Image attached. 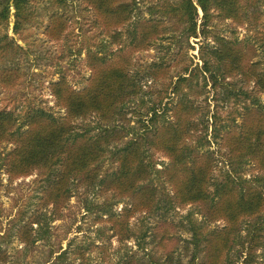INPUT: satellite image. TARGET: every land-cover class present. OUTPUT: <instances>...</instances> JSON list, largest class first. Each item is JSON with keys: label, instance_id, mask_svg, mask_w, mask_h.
Returning <instances> with one entry per match:
<instances>
[{"label": "rangeland", "instance_id": "374dc122", "mask_svg": "<svg viewBox=\"0 0 264 264\" xmlns=\"http://www.w3.org/2000/svg\"><path fill=\"white\" fill-rule=\"evenodd\" d=\"M178 1L137 0L136 21L156 22L160 31L147 48L137 50L129 46L127 36L121 44L115 42L84 0H32L29 21L19 34L13 30L14 17L9 29L0 30V36L7 34L15 42L13 49L0 56V110L16 111L17 126H23V132L29 130L26 115L30 109L43 108L58 119L71 121L67 108L53 94L52 85L64 80L74 91L81 92L89 87L92 78L89 59L92 53L107 59L122 54L127 63H132L133 73L142 78L141 92L130 96L113 121L104 123L93 116L74 120L81 129L90 126L94 134L108 130L115 137L109 151L95 166L101 179L118 168L113 152L143 134L152 138L163 126L175 123L174 108L185 97L188 103L198 107L193 122L204 128V120H207V129H199L194 141L189 143L190 155H213L217 165L213 178L221 181L223 168L228 163L229 138L259 123L252 121L254 117H245V105L251 102L233 96L228 98L226 88L251 87V90L255 84H248L241 77H230L222 80L228 86L215 89L205 80L208 75L204 73L189 77L185 70L192 68L191 64L193 68L202 67L201 46L211 43L212 38L208 41L201 35L188 38L185 25L156 11L167 2L173 5ZM242 9V21L217 18L210 29L227 39L238 38L248 43V47L255 50L254 54H249L250 59L262 62L264 67V0H244ZM202 17L200 11V28ZM155 62H164L170 68L150 77V65ZM180 76L189 81L183 84V93L179 95L174 87ZM253 95L264 104V94L254 92ZM152 107L163 116L145 133L144 123L147 124L148 119L144 115ZM213 115L217 116V123ZM205 135L204 144L198 142L199 137ZM16 148L12 140L0 145V264H204L207 262L206 242L203 251L197 253L191 244L192 224L202 228L201 233L206 238L233 225L217 217L219 201H212V195L208 203L183 206L175 202L174 188L164 173L153 172L144 185L156 189L159 209L135 211L128 221L130 236L120 233V237L109 214L127 216V210L132 208L131 196L107 190V186L96 181L89 185L78 178L71 182L67 201L53 203L49 191L57 172L49 174L35 169L14 176L7 166V156ZM151 151L156 169L164 172L170 159L162 152ZM240 173L249 182L254 177L263 178L260 184L264 188V171L257 169L253 162L248 161ZM258 187L260 189V185ZM214 191L211 187L210 193ZM244 220L239 219L237 223L245 248L239 245L232 253L238 264H243L247 258L251 245L248 243H252L253 226L257 223V218ZM262 220L259 223H264ZM259 235L261 239L254 243V264H264V231ZM29 239L31 242L27 243ZM238 251L241 253L236 254Z\"/></svg>", "mask_w": 264, "mask_h": 264}, {"label": "trees", "instance_id": "16d2710c", "mask_svg": "<svg viewBox=\"0 0 264 264\" xmlns=\"http://www.w3.org/2000/svg\"><path fill=\"white\" fill-rule=\"evenodd\" d=\"M31 1L0 0V30L9 29L14 17L13 30L19 34L24 24L29 21ZM243 1L180 0L173 5L167 2L160 11L156 9L163 16L174 18L185 25L188 38H197L199 35L205 41L212 38L211 43H203L201 46L202 67L196 65L193 68L194 65L191 64L192 68L185 70L189 77L194 78L198 73H204L208 75L205 80H209L215 89L228 86L225 82L222 83V80L230 77H241L246 83L255 84L251 90H249L251 87L226 88L228 98L233 96L238 100L251 102L250 105H245L247 113L245 117L251 119L254 117L252 121L259 123L229 138V152L226 155L228 163L223 168L221 181H215L213 178L214 167L217 166L213 155H190L189 143L194 141V134L203 127L200 123L193 122L198 114V107L194 103H188L185 97L180 99L174 108L175 123L163 126L152 138H148V134H143L139 139L113 152L118 168L101 179L95 166L109 151L108 148L115 137L108 130L94 134V129L90 126L81 129L74 120L93 116L104 123L113 121L129 102L130 96L141 92L142 78L133 73L132 63H127L124 55L107 59L97 56V53H92L89 58L92 63V78L87 89L81 92L74 91L64 80L52 85L53 94L65 105L71 121L58 119L43 108L30 109L26 115L29 130L23 132V126H17L19 117L16 111L0 110V145L7 140L17 144V148L7 156L10 173L14 176L28 174L35 169L50 172L49 174L57 172L55 179L51 181L49 191L50 201L56 204L67 201L71 182L78 178L89 185L96 181L107 186V190L131 196L133 203L132 208L127 210V216L114 212L109 214L120 237L123 234L130 236L128 221L135 211L159 209L156 189L144 183L153 172L164 173L174 188L175 202L183 206L189 205L188 203H208L209 196L212 195V201L215 199L219 201L216 208L219 215L217 217L233 224L231 227L226 226L222 232L210 234L208 238L202 235V228L192 224L191 244L195 246L197 253L203 251L202 246L206 242L204 250H207V262L204 264H238V260H233L232 253L239 245L244 248L245 246L240 240L241 230L239 231L237 222L239 219L257 218V223L253 226L252 243H248L251 244L248 248L249 253L243 263L254 264L256 262L254 243L261 239L259 232L264 231V223H259L264 212V188L260 184L263 178L254 177L249 182L242 178L240 172L248 161L253 162L260 171H264V104L258 96L253 95L254 92H258V95L264 94V67L262 62L250 59L249 54H254L255 50L249 48L248 43L239 41L238 38L227 39L214 34L210 29L217 18L242 21ZM84 2L96 12L99 24L119 44L122 43L124 36H127L131 48L143 49L151 44L152 38L160 35L158 23L136 21L137 0L131 2L84 0ZM200 11L203 14L201 28L198 21ZM14 45L15 42L11 41L7 34L0 36V56L10 48L13 49ZM150 67L152 68L150 77L165 73L170 68L165 66L164 62H155ZM188 81L189 78L180 76L174 92L179 95L183 93V84ZM160 116L163 115L156 107L149 108L144 115L148 119V123H144L145 133L150 132V126L156 123ZM212 119L217 123L216 115H213ZM204 123L203 129L206 130L207 120H204ZM205 139L206 135L200 136L198 142L204 144ZM152 149L164 153L170 159V164L164 172L156 169V163L151 156ZM211 187L215 189L214 194L210 193ZM30 242L29 239L27 243ZM239 253L241 252H236Z\"/></svg>", "mask_w": 264, "mask_h": 264}]
</instances>
